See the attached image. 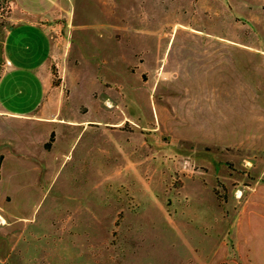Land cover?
I'll use <instances>...</instances> for the list:
<instances>
[{"label": "rangeland", "instance_id": "374dc122", "mask_svg": "<svg viewBox=\"0 0 264 264\" xmlns=\"http://www.w3.org/2000/svg\"><path fill=\"white\" fill-rule=\"evenodd\" d=\"M60 1L57 126L0 170V264H264V0Z\"/></svg>", "mask_w": 264, "mask_h": 264}, {"label": "crops", "instance_id": "0c3cea01", "mask_svg": "<svg viewBox=\"0 0 264 264\" xmlns=\"http://www.w3.org/2000/svg\"><path fill=\"white\" fill-rule=\"evenodd\" d=\"M40 2L42 7L19 6V14L15 16V4L11 0L12 22L0 38L1 171L16 166L40 169L45 165L44 145L57 126L56 115L49 116L44 101L49 66L56 49L53 27L49 25L51 21L54 25L51 18L62 11L61 1ZM3 182L4 175H1L0 184ZM259 193L264 194V183L252 188L241 211L250 216L252 209H258L264 221V203L256 199ZM12 194L8 191L5 196ZM8 200L10 198L6 197Z\"/></svg>", "mask_w": 264, "mask_h": 264}, {"label": "bare ground", "instance_id": "6f19581e", "mask_svg": "<svg viewBox=\"0 0 264 264\" xmlns=\"http://www.w3.org/2000/svg\"><path fill=\"white\" fill-rule=\"evenodd\" d=\"M111 104H112V103H111ZM107 106L111 107L110 105H107ZM0 224H5V221H4V219L1 217V215H0Z\"/></svg>", "mask_w": 264, "mask_h": 264}, {"label": "trees", "instance_id": "16d2710c", "mask_svg": "<svg viewBox=\"0 0 264 264\" xmlns=\"http://www.w3.org/2000/svg\"><path fill=\"white\" fill-rule=\"evenodd\" d=\"M49 147V146H48Z\"/></svg>", "mask_w": 264, "mask_h": 264}]
</instances>
